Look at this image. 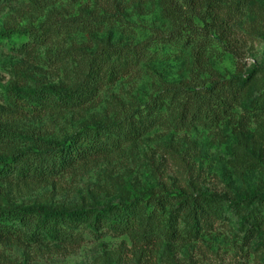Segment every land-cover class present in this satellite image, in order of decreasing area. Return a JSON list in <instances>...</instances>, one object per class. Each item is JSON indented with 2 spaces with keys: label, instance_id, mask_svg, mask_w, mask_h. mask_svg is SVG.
<instances>
[{
  "label": "rangeland",
  "instance_id": "obj_1",
  "mask_svg": "<svg viewBox=\"0 0 264 264\" xmlns=\"http://www.w3.org/2000/svg\"><path fill=\"white\" fill-rule=\"evenodd\" d=\"M162 1L46 0L39 6L34 0H0V111L20 115L3 119L9 136L0 141V159H37L29 177L17 167L0 173V219L13 229L0 231V264H264V0H217L236 52L199 16L193 17L194 31L182 26L178 32ZM88 19L94 26L79 29ZM193 35L209 37L213 78L243 83L232 118L183 128L155 120L114 153L61 160V170L48 180L34 173L38 158L55 153L56 143L79 130L129 128L157 111L172 121L181 98H168L154 111L151 106L166 82L189 79ZM137 43L147 47L138 62L112 54L110 61L120 66L117 78L103 77L86 96L80 94L83 104L54 111L42 101L43 92L84 91L82 69L97 50ZM96 58L102 61L100 54ZM100 72L108 77V69ZM9 88L29 101L26 107L10 101ZM199 192L216 197L218 217L196 223L178 207L176 196ZM110 205L132 207L148 228L172 225L189 236L174 239L163 232L154 251H140L130 233L83 220L74 228L84 237L76 244L62 236L70 229L67 222L60 234L48 232L40 209ZM23 207L27 222L7 217Z\"/></svg>",
  "mask_w": 264,
  "mask_h": 264
},
{
  "label": "trees",
  "instance_id": "obj_2",
  "mask_svg": "<svg viewBox=\"0 0 264 264\" xmlns=\"http://www.w3.org/2000/svg\"><path fill=\"white\" fill-rule=\"evenodd\" d=\"M45 1L34 0L35 4L39 6H42V3ZM183 2L181 3L177 0L162 1L164 14L176 24L178 32H182V26L191 28L194 31L196 26L193 17L199 16L205 22V25L211 22L219 30V37L223 39L226 47L236 52L234 47L228 45L231 41L230 36L233 34V30L229 20L220 13V6L217 0H183ZM183 4L187 6V10L191 11L190 15L187 16V10L183 9ZM208 18H210V21H208ZM81 22L78 25L79 29L88 30L94 26V19L83 20ZM208 38V36H204L202 39H197L194 35L188 38L193 49V66L189 79L177 83L166 82L163 89L154 98L153 105L151 106V110L153 111L159 109L168 98L179 97L182 99L178 104V114L172 121H168L157 111L155 117L150 119V121L142 122V124H136L129 128L117 127L113 131L98 126L93 129V132L92 130H88L87 132L81 133V130H79L68 136V141L59 144L56 143L55 153L47 154L48 156L45 157L41 156L40 160L38 158L39 164L36 166L34 173L37 176L43 175L44 177L42 179L48 180L51 175L61 170V160L72 163L77 158L92 157L100 152L114 153L121 148V142L123 140H134L138 138L146 132L147 128L151 127L157 121L167 124L174 123L175 126L183 128L194 121L215 126L225 118H232L234 114L232 103L242 94L244 88L243 83L233 84L234 81L231 78H213V69L208 58V45L210 44L209 40H207ZM146 48V43H137L129 47H102L101 49L103 51L100 49L93 53L90 60L85 63L82 69L86 71L80 84L83 86L82 89L84 88V91L76 93V89H72L66 95H61V92L59 95L43 92L41 99L49 109L54 111L60 110L64 106L81 105L84 102V97L81 96H86L84 92L92 90L93 86H99L100 82L103 83V77L108 81L117 78L120 66L116 60L110 61L112 54L118 57H129L133 63H137L140 56L146 52ZM98 54L102 56L101 62L96 61ZM103 69H108V77L101 74L100 71ZM249 74L250 72L247 75ZM8 95L10 101L16 106L26 107L29 103L27 99L14 93L11 88H9ZM19 116V112L16 111L11 113L0 111V141L5 140L9 136V133L4 127L5 125L2 124L3 119L7 117L17 118ZM48 150L50 152L53 151L52 148ZM34 154L37 157L38 152L34 151ZM11 160L13 161L12 163L10 162ZM34 160L37 159L32 160L29 157L27 161L19 159L16 164H13L15 162V156L12 158H1L0 173L7 174L13 168L17 167L24 176L29 177L30 164ZM176 198H178V207L186 211L187 218L196 221V223L218 217L221 212L222 207L216 200V197L205 192H199L193 195H178ZM40 209L44 213V225L47 227L48 232L59 233L63 230V225L67 222L70 225V229L64 232L62 236L64 240L76 244L81 243L84 237L76 234L74 228L80 225L83 220L92 221L99 228L108 224L111 228L130 233L134 239V245L140 251L144 250V246L154 251L156 246L161 243V233L163 232H166L168 237L174 239H187L189 236V233L172 225H154L148 228V221L144 222L139 216V212L134 211L132 207H125L121 210V207H116L115 205L102 208L81 207L72 209L65 207L48 208L43 206ZM108 213L112 214L111 217H114H109ZM6 215L12 219L19 218L22 222L29 220L26 207L11 209L6 212ZM12 230L5 220L0 219L1 232L10 233L13 232ZM190 230L195 233L197 232L194 228Z\"/></svg>",
  "mask_w": 264,
  "mask_h": 264
}]
</instances>
